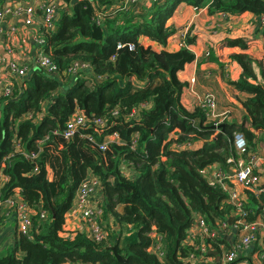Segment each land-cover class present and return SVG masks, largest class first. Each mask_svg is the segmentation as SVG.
Returning a JSON list of instances; mask_svg holds the SVG:
<instances>
[{
	"label": "trees",
	"instance_id": "trees-1",
	"mask_svg": "<svg viewBox=\"0 0 264 264\" xmlns=\"http://www.w3.org/2000/svg\"><path fill=\"white\" fill-rule=\"evenodd\" d=\"M6 1L0 0V6ZM182 1L206 7L209 14L264 16V0H154L139 13L117 12L97 24L96 12L100 6L109 8L112 0H65L67 6L56 27L46 33L43 48L60 71L81 60L101 79L83 73L72 80L65 75L69 83L64 84L37 68L20 85L16 82L12 97L0 98V171L7 177L1 198L18 191L36 211L31 237L16 232L11 247L0 250V264H191L184 259L198 250L184 241L194 214L211 228L217 222L229 223L233 206L224 201L227 193L204 170L215 163L222 167L234 163L235 132L246 141L242 155L246 160L264 142V51L254 57L244 38L225 41L240 49L231 57L240 65L241 76L228 83L244 110L241 122L229 120V110L214 121L201 100L193 110L186 109L181 103L185 83L177 73L195 58L189 47L194 37L187 35L182 46L165 48L175 32L166 21ZM260 31L264 36V29ZM139 35L161 47L144 45ZM118 41L131 42L133 48H117ZM207 52L204 61L210 59L212 48ZM218 65L223 70V64ZM76 109L87 117L105 118L106 127L102 132L80 129L65 139L58 131ZM133 111L136 116L127 118ZM26 114L31 116L25 118ZM112 132L122 143L110 142L99 149L103 135ZM90 133L95 142L80 137ZM135 133L137 145L132 149ZM45 136L49 138L39 143ZM197 141L202 144L192 148ZM32 153L37 157L25 158ZM121 164L131 167V176L122 173ZM88 169L102 180L103 220L112 217L121 229L99 242L74 224L67 226L64 219ZM257 196L264 201V193ZM41 209L48 213L44 221L39 220ZM252 211L243 218L256 219L259 210ZM3 213L0 209V226L5 222ZM151 232L161 238L159 253L149 250L156 243ZM199 243L196 237L195 244ZM203 243L217 250L220 244L229 246L225 237L203 238Z\"/></svg>",
	"mask_w": 264,
	"mask_h": 264
},
{
	"label": "built area",
	"instance_id": "built-area-1",
	"mask_svg": "<svg viewBox=\"0 0 264 264\" xmlns=\"http://www.w3.org/2000/svg\"><path fill=\"white\" fill-rule=\"evenodd\" d=\"M65 0H8L0 6V45L4 53H0V98L12 97L16 90V82L23 79L32 70L40 68L46 73L56 75L58 80L65 75H69L72 80H76L80 74H88L91 78L99 80L101 77L97 75L92 66L81 60L72 61L66 70L60 71L57 64L46 53L43 46L46 41V33L52 31L58 22L60 11L66 7ZM100 10L96 12L94 20L97 24H101L103 17L106 15L113 16L117 12H132L136 14L140 10L139 0H112V5L105 9L100 6ZM257 19L264 22V16ZM33 30L31 41L35 44V49L29 52L28 46L20 42L21 35L24 31ZM179 46L184 43L186 35H181ZM117 48L127 45L133 48L131 42L118 41ZM208 53V52H207ZM8 68V72L5 71ZM190 87H193L194 78ZM202 106H204L208 115L214 121H218L223 113L217 112V103L210 92L206 93L202 98ZM145 105H141L144 107ZM113 115L116 116V111ZM137 113L134 111L127 115V118H134ZM26 114L25 118L30 117ZM106 127V119L103 117H87L80 109L76 111L66 120L63 127L58 131L65 139H71L74 133L80 129H91L94 132H102ZM57 133V131H54ZM80 137L87 139L90 142H95V136L90 134H80ZM49 137L45 136L39 140V143L45 142ZM138 135L135 133L132 136L130 147L134 149L137 145ZM122 143L119 135L116 132L105 134L102 141L98 143V147L104 150L108 143ZM234 147L238 158L233 164L227 167H222L219 164H212L205 168L204 173L208 179L217 183L226 193L225 202L233 206L230 213L231 222H217L214 228L207 225L204 219L199 214H194L193 221L188 228L185 243L194 245L197 253H191L184 259L185 262L191 264L195 262L206 263L210 261L208 251L212 246L203 243V238H218L225 237L223 231L229 229V224H232V229L238 233V239L228 243L229 246L220 244L218 252L220 260L223 264H228L235 259L237 260L243 252L248 249L256 238V235L264 229V223L260 219L247 221L243 218L249 212L246 209L247 199L242 192V189L249 188L258 195L264 193V181L262 180V171L259 167L264 163V155L262 153H252L246 160L242 155L246 152V141L243 134L240 132L234 133ZM15 149L19 150V144H15ZM37 157V154H25V158L32 159ZM232 162L231 159L227 160ZM121 171L126 176L132 175V170L129 165L121 164ZM7 180L6 175L0 171V190L4 182ZM102 180L100 176L95 174L91 169H88L83 179L79 182L72 202L68 210L64 214L66 225L74 224L78 230H82L86 237L90 240L99 242L108 238L109 233L118 234L120 226L114 222L112 217L106 221L103 220V192ZM0 209L3 210L4 217L12 216L16 221V232L27 237H31V231L34 229L33 216L36 211L33 210L22 198L17 191L11 194L7 199L1 198L0 193ZM48 216L45 210L39 211V220L44 221ZM257 218V217H256ZM236 219V220H235ZM40 226L36 228V231ZM150 236L156 240L149 250L159 253L161 251V238L151 232ZM200 237V243L195 244V238ZM213 260V259H212Z\"/></svg>",
	"mask_w": 264,
	"mask_h": 264
},
{
	"label": "crops",
	"instance_id": "crops-1",
	"mask_svg": "<svg viewBox=\"0 0 264 264\" xmlns=\"http://www.w3.org/2000/svg\"><path fill=\"white\" fill-rule=\"evenodd\" d=\"M141 8L149 7L154 0H139ZM190 6V7H189ZM183 5L182 3L178 5V8L175 9L172 16L166 21V26L169 28L173 27L175 29V32L168 38L166 49L171 50L174 45L177 44L176 41L172 40L174 35L177 34V30L179 27L184 26L185 22L189 19V15L191 14L192 7L191 5ZM193 13L197 15L195 23L191 26L189 30H195L196 31L192 34L194 37V44L190 45V49L194 52L195 58L193 61L187 63L184 65L183 69L178 71L177 75L178 78L185 83L182 94H181V102L185 105V108L188 110H193L197 102L194 100V93L191 95L189 93L188 89L189 86H191V83L188 81H184L186 75L189 73V77L193 78L196 76V80L193 83V87L199 91L204 92L207 90H211L215 92L218 103H217V112L222 113L223 111L229 110L230 116L229 120L235 121L237 123L241 122V115L244 112L240 102L236 99L237 91L229 85L228 80L224 82H219L218 79L223 77L224 74V66H226V61H228L227 56L228 54L232 52H240V49L238 46H228L225 44L226 39L228 38H235V37H241L247 40V44L250 46V37L245 34H234L233 31L228 29V32L225 33V30L219 31L216 34H211L210 28L216 25V31L221 29L224 22L221 21L220 15L221 14H209L207 12V8H199V10H193ZM248 14H251L249 12H245L239 16H227V17H240L242 22L243 20H246V16ZM252 15V14H251ZM234 22V21H231ZM240 22V21H239ZM244 23V22H243ZM192 24V23H191ZM228 25V22L224 24V28ZM208 27V30H205V28ZM198 28V29H197ZM33 30L28 29L24 31L21 35L20 42L24 45L28 46L29 52H32L33 49H35V44L31 41ZM246 37V38H245ZM256 39L259 37V33L256 32L255 34ZM254 39V38H252ZM262 41H264L263 38H260ZM261 40H258L255 45H252L250 49L248 50L251 52V54L254 57H258L261 52L264 51V44H261ZM139 41L142 42L144 45H152L154 48L159 49L160 47L150 40L146 36L139 35ZM210 45L212 48L211 57L208 61H204L205 57L202 58L201 54L197 53V49H202L204 46ZM257 52H260L258 55H256ZM0 53L3 54L4 50L2 49V46L0 45ZM218 63L223 64V70L219 67ZM5 71L8 72V68L5 67ZM182 74V75H181ZM188 87V89L186 88ZM196 93V92H195ZM182 99V97H184ZM194 96V97H193ZM188 99V100H185ZM185 101H191L192 105L191 107H188L185 104ZM240 119V120H239ZM201 141L195 142L192 148H197L201 145ZM264 149V146H263ZM262 171V180L264 181V163L260 164L259 167ZM242 192L244 193L247 203L246 207L249 208V210H252L257 213V218L260 219L264 223V201L259 199L258 196L253 192V190L247 188L242 189ZM248 193H252L253 197L249 198ZM252 211V212H253ZM230 223V222H229ZM232 223V222H231ZM233 224V223H232ZM232 224H229V229H226L223 231V234H225V239L230 244L231 242L238 239V233L232 229ZM13 236V230L9 223L3 224L0 226V250H3L10 244H12V238ZM214 251V248L211 247L209 251ZM259 250H262V253L259 254ZM210 261H207L206 264H221L220 256L217 253L209 252ZM216 251V250H215ZM213 259V260H212ZM235 264H264V229L261 230L257 235L251 246L246 249L243 254L237 259V262Z\"/></svg>",
	"mask_w": 264,
	"mask_h": 264
},
{
	"label": "rangeland",
	"instance_id": "rangeland-1",
	"mask_svg": "<svg viewBox=\"0 0 264 264\" xmlns=\"http://www.w3.org/2000/svg\"><path fill=\"white\" fill-rule=\"evenodd\" d=\"M183 4V5H187V6H189L190 4H188V3H186V2H180V3H178L177 5H176V7L174 8V11H175V9L176 8H178V5L179 4ZM190 7V6H189ZM191 7H192V10H191V14L189 15V19L187 20V22H185V24H184V26H182V27H179V29L177 30V34L176 35H174V37L172 38V40H174V41H176V42H178V41H180V39H181V35L184 33V35H189V36H193L192 34L196 31V29L195 30H189L190 28H191V26L195 23V21H196V18H197V15L195 14V13H193V10L195 9V10H199L198 8H196V7H194V6H192L191 5ZM141 6H140V10H139V12H141ZM138 12V13H139ZM60 13V12H59ZM132 13V12H131ZM173 14V13H172ZM227 14H221L220 15V19H221V21H223L224 22V24L225 23H227L228 22V25L224 28V24H223V26L221 27V29H219L218 31H216V25H214L213 27H211L210 28V33L211 34H216L217 32H219L220 30L221 31H223V30H225V33H227L228 32V29H230L231 31H233L234 32V34H245V35H247V36H249L250 38L249 39H251L250 41V47L252 46V45H255V43L258 41V40H261L260 38H263L264 39V36H262L261 34H263L261 31H260V29L261 28H263L264 29V22H262V21H260L259 19H257L258 17L257 16H253V15H251V14H248L246 17V20H243V22H242V20H241V18L240 17H227L226 16ZM172 16V15H171ZM169 19V18H168ZM167 19V20H168ZM231 21H234V22H231ZM240 21V22H239ZM257 21H258V24H257ZM192 23V24H191ZM198 29V28H197ZM205 30H208V27L207 28H205ZM256 32L257 33H259V37H258V39H256V37H255V34H256ZM186 38V37H185ZM185 38H184V40H185ZM244 38V37H243ZM246 38V37H245ZM252 38H254V39H252ZM246 40V39H245ZM261 42V44H264V41H260ZM246 43H247V40H246ZM210 47V45L208 44L207 46H204V48L202 47V49H197V53L199 54H201V57L202 58H204L205 56H206V54H207V51H208V48ZM260 52H262V51H260ZM260 52H257L256 53V55H258ZM236 53H239V52H232V53H230V54H228V56H227V59H228V61H226V66H224V74H223V77H221V78H219L218 79V81L219 82H224V81H229V80H237L240 76H241V67H240V65L235 61V60H233L232 59V57L231 56H233V54H236ZM260 55H262V53L260 54ZM259 55V56H260ZM182 70V69H181ZM254 71H255V73H257V75H258V67L257 66H255L254 67ZM190 73V72H189ZM189 73L186 75V77H185V79H184V81H188V82H190V81H192V77L190 78L189 76ZM182 75V74H181ZM67 76H64L62 79H64V80H62L63 81V83L64 84H67V83H69V79L68 78H66ZM194 78V81L196 80V76H194L193 77ZM255 82V81H254ZM187 89H188V87H186ZM188 91H189V93H191V95L194 93V95H195V97H194V100L196 101V102H200V100H201V98L206 94V93H208V92H210V94L211 95H213V97L215 98V100H216V103H218V98H217V96H216V94H215V92H213V91H211V90H207V91H202V92H199V91H197L194 87H190L189 86V89H188ZM196 92V93H195ZM183 98H185V96L184 97H182V99ZM185 100H188V99H185ZM182 103V102H181ZM185 104L188 106V107H191V105H192V102L191 101H185ZM182 105L185 107V105L182 103ZM187 108V107H186ZM240 120V119H239ZM172 135H174V133H171L170 134V136H172ZM263 146H264V142L262 141V142H260V143H258L257 145H256V149H257V153H262L263 155H264V149H263ZM6 223H9L10 224V226L12 227V230H13V236H12V238H14V234L16 233V221L14 220V218L12 217V216H8V217H5V222H4V224H6ZM8 247H11V244L9 245V246H7V248ZM5 249L6 248H4V250L3 251H5ZM221 264H223V263H221Z\"/></svg>",
	"mask_w": 264,
	"mask_h": 264
},
{
	"label": "water",
	"instance_id": "water-1",
	"mask_svg": "<svg viewBox=\"0 0 264 264\" xmlns=\"http://www.w3.org/2000/svg\"><path fill=\"white\" fill-rule=\"evenodd\" d=\"M74 1H76V0H71L72 3H73ZM72 3H71V4H72ZM19 82H20V84H21V83H22V79H19ZM222 126H223L222 124H220V125H213L214 128H220V127H222ZM231 219H232V217L229 218V222H231ZM209 252L217 253V251H215V250H214V251L212 250V251H209ZM116 255H117V254H116ZM117 259L120 260V261H124V259H123L120 255H117Z\"/></svg>",
	"mask_w": 264,
	"mask_h": 264
}]
</instances>
